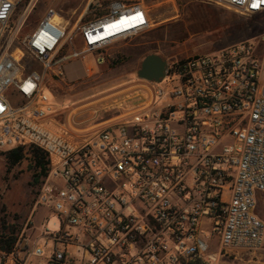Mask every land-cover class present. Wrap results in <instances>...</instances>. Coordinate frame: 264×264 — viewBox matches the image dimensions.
Masks as SVG:
<instances>
[{"label": "built area", "instance_id": "1", "mask_svg": "<svg viewBox=\"0 0 264 264\" xmlns=\"http://www.w3.org/2000/svg\"><path fill=\"white\" fill-rule=\"evenodd\" d=\"M22 1L0 0V151L45 155L35 205L60 229L19 232L0 264H217L260 249L264 50L245 41L168 63L154 93L123 84L102 109L114 120L73 142L43 121L54 113L44 81L74 60L90 74L89 55L147 29L146 0H85L75 19L48 7L20 38L35 5ZM190 1L264 13V0ZM26 61L41 70L25 73Z\"/></svg>", "mask_w": 264, "mask_h": 264}, {"label": "rangeland", "instance_id": "2", "mask_svg": "<svg viewBox=\"0 0 264 264\" xmlns=\"http://www.w3.org/2000/svg\"><path fill=\"white\" fill-rule=\"evenodd\" d=\"M26 3L27 0L22 1L18 10H22ZM33 3L35 5L19 34L20 38L32 31L48 7L61 10L67 16L75 12V19L85 0H34ZM145 4L149 9V27L134 37L114 43L101 53L89 55V59L83 60V65L87 67L92 63L90 74L82 71L80 80L74 83L64 82L66 85L60 82L63 84L62 89L55 87L53 78H46L44 91L50 99L54 113L43 120L45 123L50 118L60 117L65 120L74 107L84 103L80 98L93 94L88 100L93 101L104 96L97 93L113 90L125 81L128 86L146 85L152 93L157 88L165 89L164 82L149 83L136 76L141 61L149 54H156L168 63H173L187 56L207 54L245 41H253L258 50H264V13L247 16L230 9L190 0H146ZM100 58L102 61H98ZM23 65L25 73L41 70L40 65L35 62L26 61ZM62 79L65 80V76ZM57 92L65 94V97L55 95ZM158 100L154 95V109L160 108ZM89 118L96 122L103 119V116L90 115ZM28 149L30 148L25 151ZM3 152L6 151H0V230L3 225L7 228L14 227L30 237L39 235L42 231L58 232V218L35 205L37 192L44 178L38 184L34 183L29 154L20 164L11 167ZM258 214L264 220V208L259 207ZM258 250V254L251 257L244 254L250 251H239L229 258L218 260L217 264H243L242 261L248 259L264 264V245Z\"/></svg>", "mask_w": 264, "mask_h": 264}, {"label": "crops", "instance_id": "3", "mask_svg": "<svg viewBox=\"0 0 264 264\" xmlns=\"http://www.w3.org/2000/svg\"><path fill=\"white\" fill-rule=\"evenodd\" d=\"M91 65L92 63L89 66L91 67ZM82 68L83 66L78 60H74L68 63L64 67L65 80H63L62 78L55 80V84H56L55 87L62 89L63 84L60 82L74 83L80 80L82 78V71H83ZM123 84L126 87L136 85V84H132L128 86V82L125 81L124 83L118 85L117 87H114L113 90L111 89L106 92L97 93V94H104V96H101L100 98H97L93 101L92 100L88 101L90 97L93 96V94H90L89 96L84 97V98H80V101L81 102L84 101V103H82L79 106L74 107L68 113L65 120L60 119V117L50 118L48 123L46 122L45 124L51 130L64 135L68 140L73 141V142H79L81 138L83 136H86L90 130L105 126L110 121L114 120L115 116H111V114H107L103 112L102 109L105 104V99L111 93L119 90L121 86H123ZM144 87L150 90L148 86L144 85ZM55 95H62V94L57 92ZM62 97H65V94H63ZM99 114L103 116V119H101L100 121H96V122H93L90 120L89 118L90 115H99ZM257 251L259 250L245 252L244 254H247V256L251 257V256H255L256 254H258ZM242 263L243 264H257L255 261L251 259L242 261Z\"/></svg>", "mask_w": 264, "mask_h": 264}, {"label": "trees", "instance_id": "4", "mask_svg": "<svg viewBox=\"0 0 264 264\" xmlns=\"http://www.w3.org/2000/svg\"><path fill=\"white\" fill-rule=\"evenodd\" d=\"M197 2V1H192ZM202 3V2H201ZM7 164L11 167L20 164L27 154L30 156V169L33 171V181L38 184L41 178H45L47 175V159L45 155L38 149L30 148L25 151L23 148L13 149L7 152H3ZM19 234L14 227L2 226L0 230V248H10L14 243L16 235Z\"/></svg>", "mask_w": 264, "mask_h": 264}, {"label": "water", "instance_id": "5", "mask_svg": "<svg viewBox=\"0 0 264 264\" xmlns=\"http://www.w3.org/2000/svg\"><path fill=\"white\" fill-rule=\"evenodd\" d=\"M168 68V62L156 54H149L140 63L136 72L138 79L154 83L164 78Z\"/></svg>", "mask_w": 264, "mask_h": 264}, {"label": "snow or ice", "instance_id": "6", "mask_svg": "<svg viewBox=\"0 0 264 264\" xmlns=\"http://www.w3.org/2000/svg\"><path fill=\"white\" fill-rule=\"evenodd\" d=\"M253 7L255 8V7H257V5L253 4ZM130 19L136 20L138 23H142L143 22L142 17H140L139 15L137 17H132ZM120 23H124V22L121 21Z\"/></svg>", "mask_w": 264, "mask_h": 264}]
</instances>
